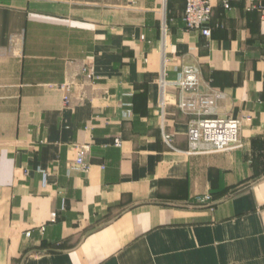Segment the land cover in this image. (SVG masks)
<instances>
[{
  "label": "crops",
  "instance_id": "1",
  "mask_svg": "<svg viewBox=\"0 0 264 264\" xmlns=\"http://www.w3.org/2000/svg\"><path fill=\"white\" fill-rule=\"evenodd\" d=\"M227 4L206 37L181 0H0V264H264V0ZM205 116L238 145L185 153Z\"/></svg>",
  "mask_w": 264,
  "mask_h": 264
},
{
  "label": "built area",
  "instance_id": "2",
  "mask_svg": "<svg viewBox=\"0 0 264 264\" xmlns=\"http://www.w3.org/2000/svg\"><path fill=\"white\" fill-rule=\"evenodd\" d=\"M181 1V20L184 29L198 31L203 36H209L210 29L206 24L210 18L213 0ZM221 2L223 7H228L227 0H221ZM85 77L87 79L93 77L91 70L85 73ZM198 83V68L193 64L181 66L174 81V85L180 90H195ZM57 87L62 92V102L68 104L71 87L69 82L63 81ZM222 96L223 92L220 90H212L208 94L199 95L198 105L201 108V112L209 113L214 100ZM178 105L181 108H189L190 103L188 100L181 99ZM239 125L240 119L230 116H205L190 120L185 132L186 148L184 152L187 154L222 152L234 147L239 143ZM114 144H118L117 139L114 140ZM73 148L75 151L73 162L78 169L83 171L86 168L83 155L87 149V145L76 144ZM209 199L210 196L204 194L197 198V202L206 203L209 202ZM54 216L55 213L53 212L51 214V220L54 219ZM38 229L42 231L43 226L40 225ZM24 234L27 236L29 231H25Z\"/></svg>",
  "mask_w": 264,
  "mask_h": 264
}]
</instances>
